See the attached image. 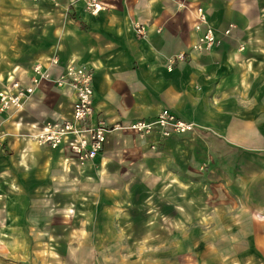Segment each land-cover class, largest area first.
Masks as SVG:
<instances>
[{"label": "crops", "instance_id": "1", "mask_svg": "<svg viewBox=\"0 0 264 264\" xmlns=\"http://www.w3.org/2000/svg\"><path fill=\"white\" fill-rule=\"evenodd\" d=\"M98 1L103 9L91 15L87 0H0V91L9 77H30L37 63L55 79L73 61L93 71V121L152 120L168 109L194 132L110 134L84 165L59 149L47 159L32 135L69 116L74 97L43 82L20 110L0 114V264H102L113 239L133 250L127 239L137 236L138 222L145 237L160 236L149 234L155 228L187 236V253L174 261L181 250L172 247V260H164L147 248L140 260L103 264H264V0H190L185 8L171 0ZM195 5L215 36L208 49L197 48L204 30L194 27ZM136 24L144 35H135ZM123 160L125 173H142L141 186L111 179ZM65 180L88 185L92 196L65 203L74 207L63 208L67 237L79 240L61 258L51 241L52 201L40 203L44 212L34 207L36 189L52 191ZM181 186L203 190L204 198L177 192L158 209L150 190ZM182 206L189 210L184 231Z\"/></svg>", "mask_w": 264, "mask_h": 264}, {"label": "built area", "instance_id": "2", "mask_svg": "<svg viewBox=\"0 0 264 264\" xmlns=\"http://www.w3.org/2000/svg\"><path fill=\"white\" fill-rule=\"evenodd\" d=\"M180 8H185L190 0H171ZM87 12L96 15L103 9L98 0H87ZM195 29H203L199 39L198 49H208L214 42V33L207 22V17L201 6L195 5ZM136 36L144 35L141 24L134 25ZM228 33V32H226ZM183 60V54L178 56ZM58 58L50 59L51 66H57ZM32 75L27 79L20 76L9 77L6 85L0 91V114L18 111L24 102L43 82H50L57 87L72 91L73 102L71 113L67 117L47 121L32 135L33 140L41 146L67 151L84 163L95 159L104 150L107 137L110 134L132 133L139 137L158 133L163 137L185 135L194 132V125L186 122L168 109H163L152 120L134 122H116L108 124L103 120L93 121V71L84 65L73 61L66 64L63 72L52 79L40 64L32 66Z\"/></svg>", "mask_w": 264, "mask_h": 264}, {"label": "rangeland", "instance_id": "3", "mask_svg": "<svg viewBox=\"0 0 264 264\" xmlns=\"http://www.w3.org/2000/svg\"><path fill=\"white\" fill-rule=\"evenodd\" d=\"M0 87H1V85H0ZM32 140H33V138H32ZM119 141H122V140H119ZM33 142L35 143L36 146L42 147L44 149V152L46 154L45 156H47V159L49 158V156L51 157L50 152L56 151V149H51L49 147L39 145L37 142H35V140H33ZM113 143L114 144L116 143V145H117L118 142H116V140H113ZM68 154H70V153H68ZM121 158H124V157H121ZM121 158H117V160L121 159ZM75 160L77 163H80L77 159H75ZM122 162L123 163L120 164L118 169L116 167L117 170L111 175L112 176L111 179H114L113 181H115L118 186L123 184V182L129 181L130 179H131V181H134L132 183V185L134 187L141 186L143 183H141L139 180H141L142 173L139 171H136V172L133 171V173H130V171H127V173H125L126 171L124 169V167H125L124 166V160ZM112 170H115V168L114 169L112 168ZM105 176H107V174ZM108 177H110V176H108ZM55 182L56 181H54V183ZM139 183H141V184H139ZM68 184H70V188L67 187ZM108 184H109V182H108ZM109 185H112V184H109ZM156 186H158V185H156ZM44 187L45 186L42 185L38 189H36V196L35 197L38 199V202L34 208L37 210L38 213L44 212V210H43L44 207L41 206L40 203H42V205H44L45 199H48L49 204H51L50 200L52 201L53 208L51 210V213L54 217L53 225L56 226L54 233L57 234V237H54L51 241L53 243L54 250L56 252H58L59 256H61V258H62L63 256L67 255V254H65L66 250L64 247H66L67 245L69 246V244L77 245L76 240L77 241L79 240V238H77V237L76 238L75 237H67L71 233L67 234V232H66L67 229H65V226H69L70 224L69 223L65 224L64 223L65 220L62 221L61 217L63 214H65V211H63V208H70V209L74 210V207L71 205L66 207L65 203L67 202L68 199L72 200V199H76V197H78V196L79 197L86 196L85 193L89 194V196H92L91 190L88 188V185H86V187L82 188L81 185L76 183L75 181H68V183H67L66 180H65V182H62V181L56 182L54 184V188L52 191L49 189L44 190ZM181 187L182 188L180 191L168 190V189L162 191V190H157L156 188L150 190V194H152L153 197H157L158 199H160V202H159L160 205L158 206V209H160L164 212V210L166 208L164 206V202H162V199H165L167 201V198L170 199L173 197H177V194H178L177 192H179L180 197L182 199L188 198L190 196H193L196 198H204V192H203V190H201L199 188L196 190H189V188H187V187H185V188L183 186H181ZM141 191H143V190L138 188V190L136 192L138 197L141 196ZM48 205H47V207H48ZM182 209H183L182 215L180 216L181 221L177 224H179V227L181 226L182 231H184L188 227V223L186 222V221H188L187 219L189 217L188 212H187L188 206H182ZM170 219H172V216L170 217ZM172 225H173V223L171 222V226ZM139 226H140V223L138 222V231L136 232L137 236L131 237V239H127V244L128 245L131 244L133 250L129 251L128 248L126 250V248L124 247V246H126L125 239H123V238L113 239V241L110 244H114V251L109 250L108 253L101 254L100 255L101 263L103 264V263H113V262H118V261H124L127 257H129L130 259H134V260L135 259L140 260V257L142 256L141 251H143L144 253H150V252H146V250H148L147 248H150V251L161 252L160 256L165 258L164 260H167V259L172 260V258H170V255L167 254V251L170 250L172 247H178L181 250L180 251L181 253H174V256H173L174 261L178 260L176 258V256L178 254L187 253L188 247L190 244L189 243L190 240L187 236L186 237H180V238H177V237L171 238V237H168L165 235L163 228H159V230H157L155 228V230H152L149 234H155V233L157 234L158 233V234H160V236L145 237L144 235L146 234V231L145 230L141 231ZM182 235H183V233H182ZM43 240L44 239H41V238L37 239V245H42ZM196 240H197V242H204L205 238L198 237V238H196ZM101 244H102V246L109 245L108 239L107 240L105 239V241H103ZM52 256L55 258H58L54 254H52ZM181 256H183V255H181Z\"/></svg>", "mask_w": 264, "mask_h": 264}, {"label": "bare ground", "instance_id": "4", "mask_svg": "<svg viewBox=\"0 0 264 264\" xmlns=\"http://www.w3.org/2000/svg\"><path fill=\"white\" fill-rule=\"evenodd\" d=\"M80 165H84L83 163H79Z\"/></svg>", "mask_w": 264, "mask_h": 264}]
</instances>
